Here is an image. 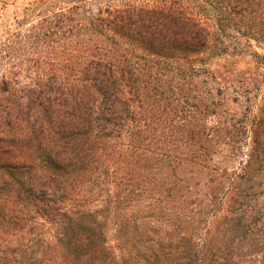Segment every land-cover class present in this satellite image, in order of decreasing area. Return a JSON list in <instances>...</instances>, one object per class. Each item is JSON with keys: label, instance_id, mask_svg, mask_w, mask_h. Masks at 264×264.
I'll return each mask as SVG.
<instances>
[{"label": "trees", "instance_id": "trees-1", "mask_svg": "<svg viewBox=\"0 0 264 264\" xmlns=\"http://www.w3.org/2000/svg\"><path fill=\"white\" fill-rule=\"evenodd\" d=\"M15 23L0 40V218L101 264L125 259L107 219L125 249L126 216L145 210L184 229L188 264H213L196 231L222 202L243 228L248 182L264 175V0H28ZM251 41L254 71L212 68ZM227 87L256 112L230 113Z\"/></svg>", "mask_w": 264, "mask_h": 264}, {"label": "rangeland", "instance_id": "rangeland-1", "mask_svg": "<svg viewBox=\"0 0 264 264\" xmlns=\"http://www.w3.org/2000/svg\"><path fill=\"white\" fill-rule=\"evenodd\" d=\"M27 1L0 0V40L15 29V20L20 18L22 8ZM131 1L143 3L151 0ZM97 3L96 1L94 4ZM240 44L244 47L245 41L241 40ZM243 47V52H235L231 48L229 55L214 59L212 68L223 64L237 71H254L255 65L250 53L252 51L263 53V51L256 47L253 41L250 42L248 50H244ZM257 71L259 74H264V67L258 68ZM1 74L2 70H0ZM222 95L226 108L236 117L245 113L252 114L257 110L258 101H252L248 107L246 104L233 101L235 94L228 87L224 89ZM247 186L250 188L245 192V204L256 209V212L245 215L243 228L235 230L226 224L231 217L235 218L234 214L239 205L222 202L195 233L198 241L196 248L200 249L205 239H211L214 247L218 248L219 258L215 259L213 264H264V175L257 176L255 181L248 182ZM102 203L94 206L93 210L100 213L103 209ZM143 205L147 206V202L141 205L142 208ZM125 219L128 225L123 227L121 233L136 234L125 249L115 246L114 235L117 227L114 219L109 217L102 227L107 244L115 248V254H120L125 259L112 261L105 256L103 261L107 260V262L101 264L190 263L188 236L183 233L184 229L169 219L168 215L152 217L149 211L143 210L139 215L135 212L130 213ZM50 240L51 235L47 226L42 228L28 221L13 225L10 214L6 211L5 217L0 218V264H82L79 261L81 251L76 250L66 254L53 251ZM148 249L151 254H158L159 258L151 257L150 252L146 251ZM130 251L139 259L135 260L131 253H128Z\"/></svg>", "mask_w": 264, "mask_h": 264}]
</instances>
